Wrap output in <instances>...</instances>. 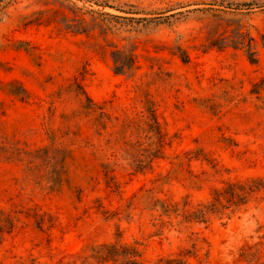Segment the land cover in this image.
I'll return each mask as SVG.
<instances>
[{"label":"rangeland","instance_id":"374dc122","mask_svg":"<svg viewBox=\"0 0 264 264\" xmlns=\"http://www.w3.org/2000/svg\"><path fill=\"white\" fill-rule=\"evenodd\" d=\"M253 179L264 0L0 2V264H263L264 188L191 217Z\"/></svg>","mask_w":264,"mask_h":264},{"label":"trees","instance_id":"16d2710c","mask_svg":"<svg viewBox=\"0 0 264 264\" xmlns=\"http://www.w3.org/2000/svg\"><path fill=\"white\" fill-rule=\"evenodd\" d=\"M2 0H0L1 2ZM257 62L256 58H251V63L255 64ZM262 180H251L248 183H232L224 190H216L214 192V200L210 205L205 208L198 210L191 217L197 222H205L206 215L208 213H218L229 208H236L247 202L249 195L263 189ZM225 201L226 205L223 204ZM0 218V234L4 232V225L6 223L9 225V229H12V220L9 217L4 216L1 213ZM11 226V227H10ZM140 257L139 252L130 246H117L115 244L102 245L95 249L94 259L100 263L113 262L114 264H143L138 261ZM157 264H185L181 259H165L160 260ZM264 264V263H263Z\"/></svg>","mask_w":264,"mask_h":264}]
</instances>
